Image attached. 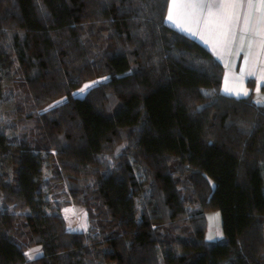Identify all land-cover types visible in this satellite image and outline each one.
Wrapping results in <instances>:
<instances>
[{"label":"trees","instance_id":"obj_1","mask_svg":"<svg viewBox=\"0 0 264 264\" xmlns=\"http://www.w3.org/2000/svg\"><path fill=\"white\" fill-rule=\"evenodd\" d=\"M169 3L0 0V264H264V104Z\"/></svg>","mask_w":264,"mask_h":264},{"label":"crops","instance_id":"obj_2","mask_svg":"<svg viewBox=\"0 0 264 264\" xmlns=\"http://www.w3.org/2000/svg\"><path fill=\"white\" fill-rule=\"evenodd\" d=\"M201 2L203 7L174 10L175 24L191 29L195 35L167 22L168 11L166 23L211 50L224 65L221 89L224 95L239 99L252 97L256 103L264 100V4L260 0H252V3L216 0L223 4L218 9L213 0ZM209 5L213 6L209 8ZM209 11L215 15L209 17ZM226 87L233 93L247 91L248 95L237 97L225 93Z\"/></svg>","mask_w":264,"mask_h":264},{"label":"rangeland","instance_id":"obj_3","mask_svg":"<svg viewBox=\"0 0 264 264\" xmlns=\"http://www.w3.org/2000/svg\"><path fill=\"white\" fill-rule=\"evenodd\" d=\"M102 80H94L87 82L86 84L93 85L92 87L101 83ZM84 84V85H86ZM84 87V86H83ZM82 87V88H83ZM91 87V88H92ZM86 89L83 93L80 89L74 92V96L78 98H83L86 93L91 89ZM63 216L66 220V225L73 232H88L90 229V217L86 209L82 205L71 204L67 205L62 210ZM212 236L211 241L227 243V239L224 236L222 228V214L219 210L210 211L207 213V230L206 237ZM38 250V252L36 251ZM45 255L43 246H36L31 248L27 252V259L29 262H36L38 259ZM31 257V258H30Z\"/></svg>","mask_w":264,"mask_h":264},{"label":"snow or ice","instance_id":"obj_4","mask_svg":"<svg viewBox=\"0 0 264 264\" xmlns=\"http://www.w3.org/2000/svg\"><path fill=\"white\" fill-rule=\"evenodd\" d=\"M225 3H243V0H224ZM249 3H252V0H248ZM261 4H264V0H260ZM213 5H215L218 9L223 7L222 3H216V0H213ZM213 5H209V8H211ZM197 7H203V3L201 0H171V3L169 5L168 9V16H167V22L172 23L174 26L180 27L181 31H187L191 35H195V32H192L191 29H185L183 25H176L175 20H174V10L178 8H197ZM209 17L215 15L212 11H209L208 13ZM210 22V21H207ZM206 22V23H207ZM93 85L91 84H86L84 85L83 88L80 89V92L83 93L86 89L91 88ZM225 93L228 94H235L237 97H239L241 94L244 96L248 95L247 91L241 92H235L233 93L232 89L230 88H225L224 89ZM257 91H259V87L257 88ZM59 103V102H58ZM258 104H264V100H257ZM209 240L213 239V237L210 235L208 237ZM38 252V250H36ZM31 258V257H30Z\"/></svg>","mask_w":264,"mask_h":264}]
</instances>
